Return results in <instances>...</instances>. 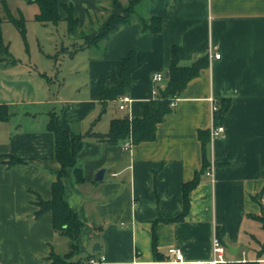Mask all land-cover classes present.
I'll return each instance as SVG.
<instances>
[{
  "label": "crops",
  "instance_id": "0c3cea01",
  "mask_svg": "<svg viewBox=\"0 0 264 264\" xmlns=\"http://www.w3.org/2000/svg\"><path fill=\"white\" fill-rule=\"evenodd\" d=\"M2 2L19 16L12 10L19 14V0H0L4 17ZM58 2L71 4L77 19L80 41L73 46L80 48L105 24L102 0ZM37 12L36 6L34 22ZM59 16L54 27L66 24L62 7ZM144 16L158 17L161 30L142 32L134 21L98 46L55 48L39 63L26 51L29 57L19 62V102L7 101L8 65L0 62V104L19 105L20 116L14 132L10 110L8 120L0 122V264H51V252L63 257L69 250V241L52 228L51 213L36 215L35 200L51 198V184L60 168L53 135L47 130L52 113L63 129L84 135L77 158L83 181L75 182L72 169L62 181L63 198L82 223L78 253L71 261L173 264L168 253L173 247L187 261H204L211 256L216 235L230 264L242 263L243 258L264 264V225L254 219L264 217V0H153ZM175 46L180 48L182 66L203 56L207 66L178 94L169 114L157 124L154 139L124 147L128 140L111 145L87 135L107 133L113 118L142 116L155 88L165 86ZM91 47L99 55L80 59L81 66L73 73L84 75L71 80L70 90L64 91L54 72L59 54L73 61ZM130 52L137 63L125 95L131 101L124 110L118 109V100L101 105V88L116 85L120 62ZM210 53L220 54L219 59ZM157 73L164 76L160 83L153 80ZM222 100L229 102L221 123L225 132L213 138L209 132L210 165L200 173L198 133L210 130L213 106ZM10 156L25 163L8 165ZM100 170L102 180L96 181ZM208 170L212 180L206 176ZM196 172L200 180L188 194V211L172 221L182 210V185ZM94 244L99 248L93 252Z\"/></svg>",
  "mask_w": 264,
  "mask_h": 264
},
{
  "label": "trees",
  "instance_id": "16d2710c",
  "mask_svg": "<svg viewBox=\"0 0 264 264\" xmlns=\"http://www.w3.org/2000/svg\"><path fill=\"white\" fill-rule=\"evenodd\" d=\"M28 4H35L38 12L34 20L41 24H57L60 21L59 9L62 7L66 13L65 21L67 24L68 34L77 33V19L73 17V8L71 4H60L58 0H23ZM153 0H127V5L122 6L119 0H110L116 7L118 14L109 17L107 23L98 31L95 37L86 39L83 47L98 46L101 42L107 40L111 35L120 28L125 27L136 21L141 26V31L146 33H157L161 30V20L158 17L146 18L139 15L136 7L143 2L151 3ZM4 17L0 15V62L14 64L15 60L8 51V46L4 43L2 37V23L8 21L18 31L26 49V21L19 14L14 17L6 2L1 3ZM75 48L74 51H76ZM180 48L173 47L171 51V62L168 66V76L165 78L164 88H156V94L147 105L143 106L142 116L139 118L129 119L128 117L113 118L110 120L107 133L88 132L87 135L94 137L95 140L106 142L111 145L118 144L128 140L130 144L151 141L155 137L157 124L171 111L170 103L174 101L178 94L185 88L187 83L197 76L200 69L207 66V56L197 58L191 65L182 66L179 63ZM137 69V63L133 52H130L120 62L117 71V83L114 86L105 85L101 88L99 99L100 104L117 101L120 97L127 94L133 81L132 74ZM229 108V102L222 100L219 102L217 109L213 112V124L222 123L226 112ZM9 117V108L5 104H0V122L7 121ZM47 130L52 133L54 139V158L59 163L60 168L56 173V179L51 184V198L47 201L41 199L35 200L38 207L36 215L44 212H50L52 216V228L60 236L69 241V250L63 257L50 253L48 259L51 264H80V262L71 261V258L78 253L76 244L77 236L82 228V223L77 219L76 214L69 208L63 198V179L67 177L68 170H73V176L76 183L83 181L81 169L77 166V158L82 148L84 135L74 134L63 129L57 116L52 113L47 122ZM86 135V134H85ZM198 139L202 145V167L201 172H205L210 165L208 158L209 131H200ZM16 163H25L20 159L9 157L8 165ZM200 173L196 172L189 182L182 185L183 205L179 215L172 218V221L181 220L188 211V194L199 182ZM254 198V197H253ZM264 225V217H254ZM264 248V245H262ZM153 252L156 255V245L153 242ZM158 255V254H157ZM235 264H258L256 262H243Z\"/></svg>",
  "mask_w": 264,
  "mask_h": 264
},
{
  "label": "rangeland",
  "instance_id": "374dc122",
  "mask_svg": "<svg viewBox=\"0 0 264 264\" xmlns=\"http://www.w3.org/2000/svg\"><path fill=\"white\" fill-rule=\"evenodd\" d=\"M104 3L105 12L106 14L102 17V21H105V24L107 23L109 17L113 14H110V11L116 10V7L110 2V0H102ZM122 6L127 5L126 2H120ZM149 2H143L136 7L137 13L140 15L145 14V9L149 6ZM36 6L33 4H27L19 0V14H22L25 21H26V49L24 46V42L22 41V38L20 37L18 31L16 28L9 22L5 21L2 25V31H3V41L8 46V51L12 58L15 60L14 64H8L6 66V69L8 71L5 72L7 76L6 83H8V86L6 89L8 90V98L7 101H11L12 103H15L16 101L19 102V62L25 58H28V54H26V51L29 50V54L32 57L33 61H36L39 63V60H44L42 55L44 53H54L55 48H57L59 51L62 46L68 48V50L72 51L74 47L77 49L79 46H73V43H79V36L69 35L66 31V24L59 23L56 27H54L52 24H47L46 26L40 25L39 23H36L32 20L34 11ZM15 16H18V12H16V9H12ZM117 11V12H116ZM115 14H118L120 11L116 10ZM97 20V21H101ZM104 24V25H105ZM79 34V33H78ZM71 36V37H70ZM86 41V40H85ZM85 42L83 43V45ZM82 46V45H81ZM99 55V51H97V48L91 47L89 50L78 53L77 56L73 61L68 59V57L64 53L59 54V59L57 60V64L55 67H57L54 72L57 73V81L61 83V85H65L64 91L67 92V90H70V84L71 80L74 78H77L79 76H83L84 73L81 72L79 75H75L73 73V68L77 67L79 68L81 66L80 59L83 56H88L91 58H95ZM39 59V60H38ZM52 63L54 64V61L52 60ZM4 64V63H3ZM5 67V66H4ZM53 87L55 89V93L58 90V84L55 81L53 84ZM4 101V102H7ZM10 102V113H11V123L10 128L14 132L15 129H17V125H19V105H11ZM2 127H0L1 130Z\"/></svg>",
  "mask_w": 264,
  "mask_h": 264
},
{
  "label": "built area",
  "instance_id": "2783aa9c",
  "mask_svg": "<svg viewBox=\"0 0 264 264\" xmlns=\"http://www.w3.org/2000/svg\"><path fill=\"white\" fill-rule=\"evenodd\" d=\"M209 57H213L215 59H219L220 54L214 53L212 55V53L209 54ZM164 79L163 74L161 73H157L154 75L153 80L156 83H160L162 80ZM155 94H156V88H155ZM131 101V99L128 96H122L118 99V109L119 110H124L127 107V104ZM170 106H174V101H172L170 103ZM217 109L216 106H213L212 111L214 112ZM210 135L211 138L216 137V136H221L224 134L225 132V128L223 125L219 124V125H211L210 126ZM131 144L129 143V141H127L124 145V147H129ZM206 176L210 177V179H213V175L211 170H208L206 172ZM224 251H225V247L222 244L221 240L215 235L213 236L212 240H211V256L208 260H204V261H187L181 250L178 248H169L168 253L170 255H172V259H171V263L173 264H230L224 257ZM91 263H95L94 260H90ZM241 262H245L244 258L241 260Z\"/></svg>",
  "mask_w": 264,
  "mask_h": 264
},
{
  "label": "water",
  "instance_id": "95a60500",
  "mask_svg": "<svg viewBox=\"0 0 264 264\" xmlns=\"http://www.w3.org/2000/svg\"><path fill=\"white\" fill-rule=\"evenodd\" d=\"M169 0H166V2H168ZM167 76H168V73L166 72L165 73V77L167 78ZM103 173H104V170H100L97 174H96V176H95V180L96 181H101L102 180V177H103ZM99 248V245L98 244H94L93 245V248H92V250H93V252L96 250V249H98Z\"/></svg>",
  "mask_w": 264,
  "mask_h": 264
}]
</instances>
